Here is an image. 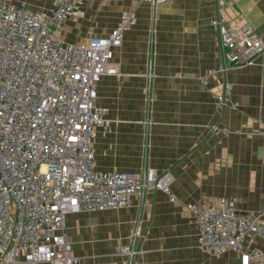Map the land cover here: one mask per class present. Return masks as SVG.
I'll return each instance as SVG.
<instances>
[{"label": "crops", "instance_id": "obj_1", "mask_svg": "<svg viewBox=\"0 0 264 264\" xmlns=\"http://www.w3.org/2000/svg\"><path fill=\"white\" fill-rule=\"evenodd\" d=\"M52 0H12L47 13ZM79 15L64 20L62 40L78 44L114 29L123 11L136 23L113 49L118 75L103 76L96 106L106 127L92 141L96 169L172 177L173 202L149 190L119 210L69 213L65 229L79 264H126L117 246L133 233L138 264H241L232 250L213 257L197 243L187 204L203 208L226 199L239 215L264 214V52L253 65L210 74L221 59L211 25H248L264 33V0H170L151 8L136 0H78ZM228 84L229 100L216 97ZM251 246L264 253V241ZM19 264H25L22 261ZM46 264V263H38Z\"/></svg>", "mask_w": 264, "mask_h": 264}, {"label": "built area", "instance_id": "obj_2", "mask_svg": "<svg viewBox=\"0 0 264 264\" xmlns=\"http://www.w3.org/2000/svg\"><path fill=\"white\" fill-rule=\"evenodd\" d=\"M136 1L155 8L170 0ZM217 2L222 6L223 0ZM77 4L52 0L44 13L0 0V264H79L65 229L67 214L131 207L133 198L141 201L149 190L174 201L168 172L96 169L92 141L96 128L108 125L105 109L95 103L96 87L101 77L119 74L113 49L136 18L123 11L105 36L73 44L60 38L59 29L79 15ZM211 25L221 59L210 74L253 65L264 52V33L248 25L228 27L219 19ZM231 91L225 84L217 103L227 102ZM186 209L205 254L232 250L241 264H264V253L251 246L253 238L264 241V214L239 215L226 199ZM136 245L133 233L115 253L126 264H138Z\"/></svg>", "mask_w": 264, "mask_h": 264}, {"label": "rangeland", "instance_id": "obj_3", "mask_svg": "<svg viewBox=\"0 0 264 264\" xmlns=\"http://www.w3.org/2000/svg\"><path fill=\"white\" fill-rule=\"evenodd\" d=\"M218 40H219V38H218ZM128 243H129V241H128ZM136 247H137V245H136ZM138 258H139V256H138ZM136 259H137V258H136ZM136 259H135V260H136ZM133 260H134V259H133ZM133 260H132V261H133Z\"/></svg>", "mask_w": 264, "mask_h": 264}]
</instances>
